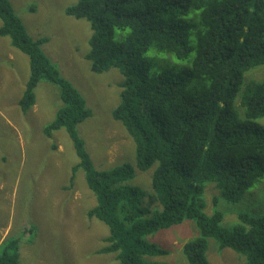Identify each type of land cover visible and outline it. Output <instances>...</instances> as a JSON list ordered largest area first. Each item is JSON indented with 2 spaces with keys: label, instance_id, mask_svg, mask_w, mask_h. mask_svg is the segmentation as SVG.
<instances>
[{
  "label": "trees",
  "instance_id": "obj_1",
  "mask_svg": "<svg viewBox=\"0 0 264 264\" xmlns=\"http://www.w3.org/2000/svg\"><path fill=\"white\" fill-rule=\"evenodd\" d=\"M64 13L89 24L91 70L122 77L112 116L135 145V166L94 167L78 134L91 115L84 98L43 52L48 38L29 36L10 0H0V37L28 58L16 100L23 113L36 105L40 83L58 89L43 134L52 139L64 130L72 142L71 177L83 170L96 197L87 216L108 229L98 252L113 254L115 264H169L152 260L169 251L148 237L189 220L197 234L181 246L188 264H209L210 238L243 255L244 264H264V212L240 214L224 228L220 211H204L208 183L236 203L264 179V77L247 73L264 65V0H76ZM153 166L149 189L131 183L136 170ZM19 246V236L5 239L0 264H20Z\"/></svg>",
  "mask_w": 264,
  "mask_h": 264
},
{
  "label": "rangeland",
  "instance_id": "obj_2",
  "mask_svg": "<svg viewBox=\"0 0 264 264\" xmlns=\"http://www.w3.org/2000/svg\"><path fill=\"white\" fill-rule=\"evenodd\" d=\"M10 1L29 36L48 38L41 46L43 52L84 98L91 115L79 123L78 134L94 167L110 170L123 163L135 166V145L112 116L119 102L117 83L122 77L116 69L101 73L91 70L85 58L89 24L64 13L76 0ZM247 73L255 79L263 78L264 65ZM28 75L27 56L12 48L8 38L0 37V233L2 227L6 230L2 242L8 237H20L21 264H115L113 254L98 252L106 244L108 229L87 216L96 205V197L87 186L83 170L71 177L77 157L70 138L64 130L56 132L52 139L43 134V127L54 116L58 89L50 82H42L31 110L23 113L16 105ZM240 100L238 94L235 107L244 118ZM260 123L264 125V117ZM154 168L136 170L131 183L149 189ZM209 185L212 184L204 189V211H220L224 228L238 223L240 214L260 216L264 212V179H258L250 190L254 195L236 203L223 200ZM196 234L194 222L186 220L149 236L169 251L152 260L188 264L181 246ZM206 256L209 264L245 262L244 256L234 250L220 249L214 238L208 239Z\"/></svg>",
  "mask_w": 264,
  "mask_h": 264
},
{
  "label": "crops",
  "instance_id": "obj_3",
  "mask_svg": "<svg viewBox=\"0 0 264 264\" xmlns=\"http://www.w3.org/2000/svg\"><path fill=\"white\" fill-rule=\"evenodd\" d=\"M4 228H5V226L2 227V232L0 233V243L2 242V240H3V238H4L5 234H6V230L4 231ZM20 264H21V262H20Z\"/></svg>",
  "mask_w": 264,
  "mask_h": 264
},
{
  "label": "bare ground",
  "instance_id": "obj_4",
  "mask_svg": "<svg viewBox=\"0 0 264 264\" xmlns=\"http://www.w3.org/2000/svg\"><path fill=\"white\" fill-rule=\"evenodd\" d=\"M10 242V241H9ZM9 244V243H8Z\"/></svg>",
  "mask_w": 264,
  "mask_h": 264
}]
</instances>
